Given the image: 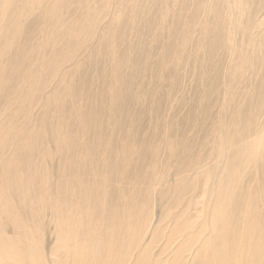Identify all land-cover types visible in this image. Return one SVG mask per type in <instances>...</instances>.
<instances>
[{"label": "bare ground", "instance_id": "6f19581e", "mask_svg": "<svg viewBox=\"0 0 264 264\" xmlns=\"http://www.w3.org/2000/svg\"><path fill=\"white\" fill-rule=\"evenodd\" d=\"M241 3L242 0H227L229 11H238L236 5ZM173 7L167 4L156 16L162 18ZM102 12L110 11L105 8ZM102 15L95 0H0V264H47L49 256L58 264H192L191 260L197 258L196 264H264V160H260L264 153L259 145L252 147L256 143L250 137L252 133L244 145H236L248 130L247 118L255 115L253 126L258 125L262 106L254 105L255 110L246 118L241 108L233 115L239 119L233 121L231 115V121L222 116L216 119L212 130L218 134L212 157L202 149L205 144L201 139L197 154H190L192 146L188 149V144L180 152L165 150L166 141L169 145L170 139L174 141V128L156 119L159 115L153 111L151 129L164 135V141L149 151L145 148L143 154H138V164L134 163L135 142L125 137L120 142L115 130L120 125L117 102L127 85L124 79L119 83L116 71L124 65H129L128 69L135 66L129 63L131 49H126L119 59L115 43L110 42L112 46L106 52L102 49L101 57L107 54L112 71L103 74L98 82L104 80L101 84L109 87L82 99L86 107H92L90 112L80 114L83 106L74 102L76 96L71 93L86 60L78 56L83 46L97 36L102 41L109 35L112 40L110 29L117 28L119 17L108 21L101 19ZM230 21L231 18L227 32L233 34ZM252 21L250 17L246 22ZM232 23L237 26V19ZM225 39L226 47L235 40L230 35ZM168 50L163 51L160 64L171 61L176 69L183 57H171ZM240 64L229 77L232 82L249 72V66L243 67L247 63ZM143 71L148 75L146 69ZM239 71L242 74L236 76ZM110 88L115 92L104 97ZM128 92L124 93L123 103L129 99L136 102L146 95H138V89L131 97ZM105 98L108 100L102 103ZM230 101L235 103L234 97ZM204 104L209 107L208 98ZM106 116L114 121L105 124ZM102 124L110 131L104 132ZM128 127L134 133V121ZM263 128L264 122L255 132L261 133ZM159 148L166 151L167 159L156 158ZM208 160L210 166L204 164ZM173 161L177 167L169 174ZM131 175L134 177L129 180ZM174 175L184 186L170 183ZM127 179L135 187L140 185L138 194H132L130 186L123 184ZM155 184L160 186V197L166 199L168 207L160 211L163 215L158 216L153 227L154 215L148 204L149 194L158 188ZM173 209L178 211L174 213ZM45 229L50 232L54 248L44 244ZM165 231L169 240L151 259L157 247L155 240ZM177 234L182 237L179 244ZM184 238L190 243L188 254Z\"/></svg>", "mask_w": 264, "mask_h": 264}, {"label": "rangeland", "instance_id": "374dc122", "mask_svg": "<svg viewBox=\"0 0 264 264\" xmlns=\"http://www.w3.org/2000/svg\"><path fill=\"white\" fill-rule=\"evenodd\" d=\"M103 1L108 3V5L110 6L107 7V5H104L106 3H104ZM95 4L97 5V11L103 14L101 19H107L108 21H110L113 18L116 19L119 17L118 25L117 28L110 29V31H112V40L109 35L107 37H103L104 39L102 38V41L97 36L92 41H89L86 46H83L78 56L79 59L86 60H83L82 68L78 71L77 80L76 82H74L75 85L71 93L76 96V100L74 102L78 106H83V108H81L80 110V114H84L85 112H87V110H89L90 112V110H92V107H86L82 99L84 97H88L89 94L96 92V90L98 91V89L103 88L104 86L102 85V81L104 80H101V82L99 83V78L103 74H106V72L108 73L112 71L111 60L106 57L107 54L101 57L102 49H104V52H106V48H111V43H115L113 47L116 46L117 56H120L117 57L118 59L122 57L123 52H125L126 49H131L132 54L130 55L131 58L129 59V63H133L135 64V66L128 69L129 65H124L123 68H120V70L117 69L116 72L119 73V83L124 79L125 84H127L125 85L126 87H124L125 92H128V90L132 88L127 94L130 97L135 94L134 91H136V89H138V91L141 90L138 95L143 92L146 95H142L143 98H141L140 100L137 99L136 102H133V100L131 99L126 100L127 102L131 103L127 104V102L123 103V96L125 92L121 91L120 98L122 99L117 103L120 107L122 106L123 108H119L118 104L116 103L117 120L120 121V125L119 127L116 126L115 130L117 128L116 132H118L120 142L124 137L128 138L130 142L132 140L135 142V151L137 152V154L134 156V163L137 162L138 164V162L140 161L138 154H143V152H145V148L147 151H149L156 144H161V142L164 141V135L162 136L159 133L156 134L151 129L152 122L154 120L151 116L154 115L153 111H156V113H158L159 115V118L156 117V119L160 121H167V125H172L174 128V141L170 139V143H172L170 145L166 141L165 150H169V153L171 151H179L181 148H183L184 144H188V149H191L192 146V151H190V154H197V151H199V149L196 146H199L198 142H200L199 139H201L205 144V147H203L202 149L205 153H207L206 155L209 154L210 157H212V154H215L212 152L216 149L215 147L213 148V146L216 141V135L218 134L215 130H212L214 127L213 124L216 119L219 120L222 118H228L227 120L231 121L230 115L233 121L235 119H239L240 117L238 115H233L236 110H241V108H243L244 116L246 118L247 114H252L251 112L255 110L254 105L257 106V103H260V105L262 106L261 111L263 113L258 119V125L253 126V121L256 117L255 115L252 118H247L245 121V125L249 126L248 130L246 133L242 134V137L240 139L236 141V145L238 147L244 145L245 139L249 134L252 133L250 137L251 139L256 141V143L253 144L252 147H254L255 145H259L264 153V128L262 129L261 133L255 132L258 128H260L262 122H264V89H262V86H264V82H262L264 80V0H242L241 5H236L238 11L237 9L229 11L227 0H95ZM167 4H174L172 10L163 15L162 18L161 16H156L158 15L157 12L159 11V9L164 10V7H166ZM105 8H108V11H110L109 14L102 12ZM241 10H245V13L240 12ZM250 17L253 18L254 21H252V23L250 24H247L248 22L246 21ZM156 18L158 19V22H156ZM229 18H231L230 24L232 25L231 30L233 31V34H229L231 33L230 31L227 32V30L230 29L228 25L229 23H227ZM235 18L237 19L238 25L234 27L232 22ZM107 20L105 22H108ZM189 22H191V25L188 30H186L187 23ZM103 24L106 26L105 23ZM243 28H245L246 30ZM228 35H230V38L232 37V39H235L233 40L234 48L233 45L228 44V46H231L229 50L227 49L228 46L226 47L224 44V41L226 40L225 38H228ZM240 44H242V46ZM223 45L225 46V48L223 47ZM168 48L170 50L169 56L177 57V55L180 54V56L183 57L182 62L176 69H173L174 64L171 63V61H169V64L167 65L160 64L163 57L162 55L164 53L163 51L168 50ZM175 50H178V52H176ZM236 53L238 55L237 57ZM250 59L254 62H251ZM241 60H244L246 62H243ZM240 62L247 63L244 64L243 67H245V65L249 66L247 68L249 69L250 73H246L245 77L244 75H242L239 78V80L241 79L240 81L238 80V82H232L230 80L231 73H233V69H235V67L242 65L240 64ZM249 64L251 65V67ZM252 66L254 67V69L252 68ZM144 69L147 70L148 75H146V72L143 71ZM254 71H257L258 74ZM136 72H138V74ZM79 74L81 78L79 77ZM235 74L236 76H240L242 72L239 71ZM131 76L135 79L133 80L134 82L131 81ZM246 76L248 78H246ZM125 77L127 78L126 80ZM211 80L212 82L209 83ZM108 85L109 84L105 85L104 88H108ZM78 86H80L82 89L80 87L78 89ZM115 89L116 91L118 90L117 87H115ZM115 89H106L104 97L113 94L115 92ZM209 89L210 91H208ZM258 89H260V92H258ZM85 90L87 93L85 92ZM226 91H230L231 93L229 92V94ZM83 92L85 95H83ZM208 93H211V95L213 94V97ZM233 93L236 94V96ZM148 94H150L151 96H148ZM226 94L228 97L226 96ZM233 97L235 99V103L232 104L230 100H232ZM207 98L209 99V103H211V106L209 105V107L204 106ZM107 100L108 98H105L101 102L105 103ZM93 102L94 101H92L91 103ZM129 106L130 108H126ZM203 107L204 109L209 108V110L205 109L206 112L208 111L207 114L206 112H204L205 110H203ZM195 108L197 109L195 110ZM101 110H103V108H101ZM125 115L128 116V118H126ZM124 116L126 119H124ZM103 121L106 124L110 123L112 120H110V118L106 116V118H103ZM133 121L135 130H133L134 133H131L128 126H131L133 124ZM242 121L244 122V119ZM115 123L116 125H118L117 122ZM103 125L104 124H102L104 132L110 131L109 127H105ZM135 126L137 127V129ZM121 128L123 129V131H126L122 133V130H120ZM74 129H77V126H75ZM209 129L211 131H209ZM127 133L128 135L126 136L125 134ZM103 135L108 136L109 133H103ZM191 138L193 139V141L191 140ZM190 140L192 143L190 142ZM159 150L160 154L156 158L164 160L167 159L166 151H162L161 148H159ZM37 158H40L39 154L37 155ZM61 159L62 158H60L59 160ZM260 160H264V157ZM204 164L207 166L211 165L209 160ZM176 167L177 165H175V162H171V165H169L168 169L169 174L174 172ZM133 177L134 175H131L128 179L131 180ZM176 179H178V177L174 175V179H171L170 183L172 185L179 184L180 186H184L181 181H177ZM127 180H125L123 184L127 183L130 186L128 187V190H130L131 193L133 192L132 194L135 195V192L136 194H138L137 190L140 189V185L138 186L139 188L135 187L137 185L134 186V182H132L131 184V182L129 180L128 182ZM127 184H125V186ZM156 186L158 188L155 190V192L149 194L151 200L148 204V210H150L149 212L154 215V219L152 220L153 227L157 225L158 216L163 215V213L160 211H164V209H167L168 207L166 199L162 200V197H160V186ZM204 196L208 197L207 195ZM151 209H153V213ZM173 211L175 213L178 210L173 209L172 212ZM142 213L146 215L144 211ZM46 228L49 231V228ZM47 229H45L46 236L44 237V244L49 248L50 246L54 248V244H52V239L50 238V232H48ZM167 233L168 232L165 231V233H162L156 238V243H154V246L157 247L152 250V255H150L151 259L157 257V255L159 254L158 251L162 249L164 243H167V241L169 240V234ZM178 236L179 234H177V237ZM181 239L182 237L179 236L177 239L178 244ZM182 243H184L187 248L189 247L188 249H186L188 250L186 253H190L191 248L190 243H188V239L184 238V242ZM173 246L174 245H172L171 250ZM89 260H92V253L90 254ZM197 261L198 258L196 260H191L192 264H196ZM46 263L58 264L56 263V259L50 256L46 259Z\"/></svg>", "mask_w": 264, "mask_h": 264}]
</instances>
